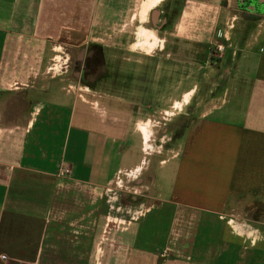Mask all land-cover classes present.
I'll return each mask as SVG.
<instances>
[{
  "label": "crops",
  "instance_id": "0c3cea01",
  "mask_svg": "<svg viewBox=\"0 0 264 264\" xmlns=\"http://www.w3.org/2000/svg\"><path fill=\"white\" fill-rule=\"evenodd\" d=\"M179 1L213 2L0 0V264H264V12L253 30L226 27L220 6L209 27L152 19L134 27L146 41L100 46L133 52L106 90L48 96L67 79L51 65L63 31L124 34L109 23L126 4L132 21ZM167 115L175 152L142 157L141 127ZM146 162L134 215L109 225L106 188Z\"/></svg>",
  "mask_w": 264,
  "mask_h": 264
},
{
  "label": "rangeland",
  "instance_id": "374dc122",
  "mask_svg": "<svg viewBox=\"0 0 264 264\" xmlns=\"http://www.w3.org/2000/svg\"><path fill=\"white\" fill-rule=\"evenodd\" d=\"M224 1L225 0H213V2H211L210 4L190 2H185V4H181V2L179 1L178 3H174V5L169 8H167V4L159 3L157 4V8L150 13L148 10H151L155 5V2H151L149 4H143L140 9V13L138 14V18L136 17L137 19H134L132 21L129 20V13L131 15V13H133V9H136V7L138 8V3H128L126 4L127 9H129L128 15L126 13L127 16L124 19H114L109 23V27H111L110 30H112L113 28L115 29L114 31H116V29H120L125 31H120V33L123 32L124 34H112L111 32L109 34H100L101 32L98 29H93L94 32H90L88 34L69 33L68 31L64 33L63 31L60 40L56 41L61 43V49L52 52V54L54 53V60L51 62V65L55 64V66H53L55 72H60L62 68H67V72L65 73L67 79H61L60 81L57 80L54 84L50 83L48 86V96L56 95L57 93L61 94L67 92L84 95L88 94L87 92L92 93L93 91L94 93H99L101 90H106L107 85L109 87L110 82L117 71H112L108 80H105V83L103 84L99 81L100 79L97 81L93 79L92 82L86 83L85 80H83V76L80 75L79 70L81 68V65H84V61L87 58V60H89V63H92L93 65L98 64V66H95L98 68H94V70L96 71V74H100V72L98 71H101L102 60L106 61L107 58H110V64L115 67L116 64H118L116 59V57H118V53L115 48H111L108 50L104 49L105 56H102L103 53L100 50L94 48H96L97 46V48L100 49V46L102 45L105 46L107 44L117 42H131L133 41L134 37L146 41L148 37L150 38V35L144 33V29H141L142 31H140V29L135 30L134 27H138L140 25L141 27L149 29V27L151 28L152 19L153 21L158 20V25H165V19L167 17L168 25L171 24L178 27H194L197 26L196 23L199 20L198 18L204 15L206 17V23L204 24H206L205 26L209 27L213 25L214 14L218 15L217 13L213 12V6H215L216 11L220 6V9L222 11V13L220 14L221 21L224 20L226 22V27H235L240 25L248 28L252 27V30L257 27L258 23L246 24L243 20L238 19L233 10L229 12V9H232L233 7L232 0H228L229 6L227 9H225L227 11H224ZM149 14L154 15L149 17ZM210 16L212 18L209 19ZM232 18H235V21H233ZM138 31L140 33H138ZM133 32H135L136 35H134ZM159 38L161 39L164 37L162 36ZM213 40V45H210L212 47L209 51L210 58L208 59L212 61H217L220 58L219 55L221 53L217 51L215 47L217 45H222L224 47L222 53H224L226 45L222 41H219V39L214 38ZM153 41L155 42V39H153ZM146 52L152 53L149 50H146ZM124 53L125 54L122 56H125V58L128 59V55L132 54L133 52L124 51ZM201 58L202 56H200V59ZM166 118L167 120L158 119L156 123H151L153 127H151V124H147V127L144 130L141 127L142 134L150 140L148 145L142 147L143 151L140 152V155L142 157L155 158V156H158V159H160L163 158V156L165 155H171L175 152V148L167 147L160 143L161 140L166 142V140L174 139L175 137H178L180 133L179 127L176 128L175 126V117H172V121L168 120L170 119L169 115H167ZM173 126H175L176 129L173 128ZM167 127H169V129H166ZM154 164L155 162L153 163V167ZM149 167L150 165L146 162L143 164H139L130 172L120 173L106 188L103 195V202L106 204V206H108V215L110 220V222L108 223L109 225L120 224L118 222H120L122 219H129L130 216L134 215L133 207L137 205L142 195L139 182V180L141 182L142 180L139 178H142L145 175L144 170H149L147 169ZM147 172H150V170ZM140 174L142 177H140ZM113 220L115 221L112 222Z\"/></svg>",
  "mask_w": 264,
  "mask_h": 264
},
{
  "label": "flooded vegetation",
  "instance_id": "af4514ba",
  "mask_svg": "<svg viewBox=\"0 0 264 264\" xmlns=\"http://www.w3.org/2000/svg\"><path fill=\"white\" fill-rule=\"evenodd\" d=\"M229 1L225 0L224 1V8L227 9L229 6ZM232 9H229V12H231V10H233V12H235L236 16L240 19L243 20L246 24H252L255 23L259 17H261V15L264 12V0H232ZM92 49V48H91ZM97 50H100L104 55V50L102 48H94ZM118 57H116L117 59V63L116 66L114 67L113 65L110 64V58H107L106 61L102 60V66H101V71L97 70L98 72H100V74H96V71L94 70L97 69L98 64L93 65L92 63H89V60H87V58L84 61V65H81L80 68V75L83 76V80H85L86 83H90L92 82L93 79H96L100 76H104V77H108L111 75L112 71L116 72L118 66H121L122 61H118V58L121 57L122 55H124V51L123 50H118ZM120 59V58H119ZM121 60V59H120ZM100 68V67H99ZM116 75V74H115ZM114 77V76H113Z\"/></svg>",
  "mask_w": 264,
  "mask_h": 264
},
{
  "label": "built area",
  "instance_id": "2783aa9c",
  "mask_svg": "<svg viewBox=\"0 0 264 264\" xmlns=\"http://www.w3.org/2000/svg\"><path fill=\"white\" fill-rule=\"evenodd\" d=\"M215 49H216L217 51H219L220 53H222V51L224 50V47H223L222 45H217V46L215 47ZM68 174H69V168H68L67 166H63V167L61 166V167H59L58 170H57V173H56V175H57L58 177H65V176H68ZM0 258H1L2 260L5 259L4 256H0Z\"/></svg>",
  "mask_w": 264,
  "mask_h": 264
}]
</instances>
